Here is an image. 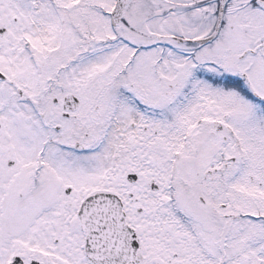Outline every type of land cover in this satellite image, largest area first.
Listing matches in <instances>:
<instances>
[{
    "label": "snow or ice",
    "instance_id": "6c2138e0",
    "mask_svg": "<svg viewBox=\"0 0 264 264\" xmlns=\"http://www.w3.org/2000/svg\"><path fill=\"white\" fill-rule=\"evenodd\" d=\"M0 264H264V0H0Z\"/></svg>",
    "mask_w": 264,
    "mask_h": 264
}]
</instances>
